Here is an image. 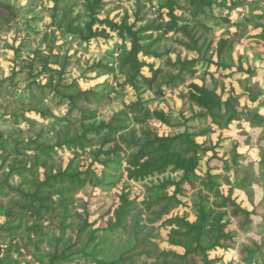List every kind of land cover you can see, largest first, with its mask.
I'll use <instances>...</instances> for the list:
<instances>
[{"label": "trees", "instance_id": "trees-1", "mask_svg": "<svg viewBox=\"0 0 264 264\" xmlns=\"http://www.w3.org/2000/svg\"><path fill=\"white\" fill-rule=\"evenodd\" d=\"M115 1L0 0V264H264V0H124L135 10L119 20ZM34 13L40 39L24 55L2 37ZM100 40L105 57L81 69ZM229 127L220 158L211 136ZM108 164L141 188L163 248L148 234L123 249L124 195L92 220Z\"/></svg>", "mask_w": 264, "mask_h": 264}, {"label": "rangeland", "instance_id": "rangeland-1", "mask_svg": "<svg viewBox=\"0 0 264 264\" xmlns=\"http://www.w3.org/2000/svg\"><path fill=\"white\" fill-rule=\"evenodd\" d=\"M27 0H14L15 4L17 6H24L26 4ZM149 8V6H148ZM147 8V9H148ZM107 10H111V13L109 16L115 20H119L125 11L128 13H133L135 8L133 5V2L129 1L128 3H124V0H117L114 4L110 5ZM24 13V10L21 11V14ZM23 16V15H22ZM43 17L37 13L30 14L26 17H23V19L20 21L18 26L15 30H13L9 35H6L3 38L8 41L10 44L11 42H14L16 45L21 44L22 52L24 55L29 53L30 51L34 50V48L37 46L40 37L38 36V32L42 29L43 24L39 22H32L31 20L35 17ZM36 17V18H37ZM38 17V18H39ZM32 22V23H30ZM46 22V21H44ZM18 36V37H17ZM17 37V38H15ZM4 40V39H3ZM110 40H100L99 43L92 42L88 48H87V55H85L84 61H82L83 64H81V69H86V60H89L91 63L93 60H99L102 57L104 58L103 52L109 48L110 46ZM168 43L167 45H169ZM246 45V42L243 43L241 49H243ZM2 46H4L2 44ZM264 52V49H262ZM7 56L12 57L11 53H7ZM6 56L2 58L0 61L1 66L6 65ZM158 64V63H156ZM81 73L80 70L76 69L72 72L73 77H77ZM90 78H93L94 75L90 74ZM23 77H19L18 80L22 81ZM237 80V79H236ZM236 80L232 81V84L237 92H240L239 84ZM102 79L94 80V82H91L89 84L83 85V87H88L95 85L97 83H100ZM20 89L23 88V86L20 84ZM126 100H129L128 98H131L130 95L126 94ZM144 100H150L152 98L149 95H143ZM242 102H244V99H241ZM121 102L120 100L116 101V104H119ZM158 101H156L157 103ZM115 104V103H114ZM160 107L165 111L168 112V114H171L173 112V108L171 106V103L164 102L160 105ZM120 109L119 106L111 105V107H108L106 109L107 118H110L111 115L115 112H117ZM169 117L172 119V116L169 115ZM155 128L158 129L160 133L165 132V128H162L159 126V124L153 125ZM229 134L221 131H215L213 135L211 136L213 143L217 144V154L221 158L222 157V147L225 146L224 140L227 138ZM239 152L245 156H249L250 150L247 147H240ZM68 160V157L65 158V162ZM98 171L99 175V181H100V191H96L95 195L92 199L89 200V210L92 213V220H98L100 224H103L107 221L108 218L112 217L113 211L115 210L116 206L119 204V198L121 195H124L127 197V200L131 202L130 205V212L124 223L122 224V231L124 233V246L123 249L128 248L134 244V241L137 238H141L145 235L152 234L154 239L159 243L160 247L163 248V242L165 240L166 232L162 230L159 227H151L145 225L143 222L141 207L139 205L141 197V188L138 185L129 183L126 181L124 177V173L122 170V167L119 165H112L108 164L104 167H98L96 170ZM229 187L225 184H221V190L224 194L228 193ZM256 195H260V191L255 189ZM233 197L235 198L236 202L239 203L241 206H245L247 204V199L245 195L242 193L235 192L233 194ZM185 202L188 203L186 200ZM184 208H179L174 212L176 215H182L184 212ZM187 214H189L188 211ZM188 217L191 219L192 215L189 214ZM230 255V256H229ZM232 254H228V256L224 257L223 261L217 264H225L229 261Z\"/></svg>", "mask_w": 264, "mask_h": 264}, {"label": "crops", "instance_id": "crops-1", "mask_svg": "<svg viewBox=\"0 0 264 264\" xmlns=\"http://www.w3.org/2000/svg\"><path fill=\"white\" fill-rule=\"evenodd\" d=\"M221 132H225V133L229 134V136H232L234 134L233 127H229V129L227 131H221ZM190 220H193V219L191 218Z\"/></svg>", "mask_w": 264, "mask_h": 264}]
</instances>
